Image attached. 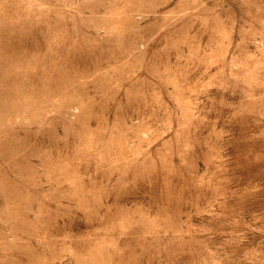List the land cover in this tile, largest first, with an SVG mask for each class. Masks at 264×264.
Returning <instances> with one entry per match:
<instances>
[{"label": "rangeland", "instance_id": "1", "mask_svg": "<svg viewBox=\"0 0 264 264\" xmlns=\"http://www.w3.org/2000/svg\"><path fill=\"white\" fill-rule=\"evenodd\" d=\"M0 264H264V0H0Z\"/></svg>", "mask_w": 264, "mask_h": 264}]
</instances>
